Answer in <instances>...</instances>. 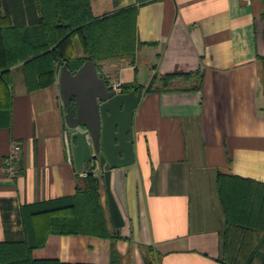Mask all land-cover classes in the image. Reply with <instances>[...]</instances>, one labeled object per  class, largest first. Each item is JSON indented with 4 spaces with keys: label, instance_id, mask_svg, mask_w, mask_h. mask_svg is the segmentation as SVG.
<instances>
[{
    "label": "crops",
    "instance_id": "crops-1",
    "mask_svg": "<svg viewBox=\"0 0 264 264\" xmlns=\"http://www.w3.org/2000/svg\"><path fill=\"white\" fill-rule=\"evenodd\" d=\"M90 5L96 17L138 8L134 59L97 65L100 76L130 85L127 91L143 89L133 113L135 160L125 169L119 229L108 209L103 158L94 173L108 228L122 236L117 264H146L141 246L154 248L158 264H243L263 230L227 227L217 183L222 173L264 184V0ZM74 50L82 54L78 44ZM61 67L54 84L32 91L11 68L12 98L2 100L10 122L0 125V241L24 238V205L76 193ZM14 140L22 147L18 174L10 176L4 160ZM32 256L110 264L111 239L51 233ZM251 264H264V241Z\"/></svg>",
    "mask_w": 264,
    "mask_h": 264
},
{
    "label": "trees",
    "instance_id": "trees-1",
    "mask_svg": "<svg viewBox=\"0 0 264 264\" xmlns=\"http://www.w3.org/2000/svg\"><path fill=\"white\" fill-rule=\"evenodd\" d=\"M137 9L133 5L96 17L90 0H0V125L10 122V109L2 100L12 98V67L24 76L27 91H32L54 84L57 70L64 64L75 71L86 60L96 65L109 59L133 60L138 45ZM76 42L82 51L79 56L74 50ZM129 88L123 85V91ZM152 90L156 88L148 89ZM84 169L91 170L89 165ZM77 178L74 195L23 206L25 236L0 241V264H72L33 258L32 250L45 245L51 233L109 238L110 264L118 263L116 240L122 236L117 229L108 228L98 177L78 172ZM217 189L228 228L263 230L259 244L243 263L251 264L264 241V184L220 173ZM140 248L146 264H158L153 247Z\"/></svg>",
    "mask_w": 264,
    "mask_h": 264
},
{
    "label": "water",
    "instance_id": "water-1",
    "mask_svg": "<svg viewBox=\"0 0 264 264\" xmlns=\"http://www.w3.org/2000/svg\"><path fill=\"white\" fill-rule=\"evenodd\" d=\"M60 96L65 120L72 132L71 150L75 168L81 172L93 160L104 159L103 175L108 209L113 226L124 225L125 169L134 163L132 140L133 113L143 89L116 93L100 76L93 60H86L75 71L62 65L59 72ZM82 128V130H80ZM114 180V192L111 179Z\"/></svg>",
    "mask_w": 264,
    "mask_h": 264
},
{
    "label": "built area",
    "instance_id": "built-area-1",
    "mask_svg": "<svg viewBox=\"0 0 264 264\" xmlns=\"http://www.w3.org/2000/svg\"><path fill=\"white\" fill-rule=\"evenodd\" d=\"M249 1V0H248ZM106 82H107V86L114 90L116 93L122 92L123 91V83L116 79V78H105ZM80 130H82V128H80ZM21 143L18 141H12L11 143V147L9 150V153L7 154L4 163H5V171L8 175L10 176H15L18 174V168L16 166V161L17 158L19 157V153L21 151ZM98 163L99 160H93L91 162V164H89L91 166V170L90 171H86L84 168L81 172H79L80 176H86L89 174V172H92L93 174L95 173V169L98 168Z\"/></svg>",
    "mask_w": 264,
    "mask_h": 264
},
{
    "label": "rangeland",
    "instance_id": "rangeland-1",
    "mask_svg": "<svg viewBox=\"0 0 264 264\" xmlns=\"http://www.w3.org/2000/svg\"><path fill=\"white\" fill-rule=\"evenodd\" d=\"M76 44H78V43L76 42Z\"/></svg>",
    "mask_w": 264,
    "mask_h": 264
}]
</instances>
